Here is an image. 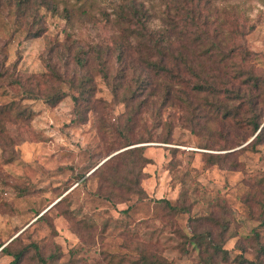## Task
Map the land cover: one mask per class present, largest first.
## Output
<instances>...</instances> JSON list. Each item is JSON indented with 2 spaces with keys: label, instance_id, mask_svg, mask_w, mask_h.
<instances>
[{
  "label": "rangeland",
  "instance_id": "rangeland-1",
  "mask_svg": "<svg viewBox=\"0 0 264 264\" xmlns=\"http://www.w3.org/2000/svg\"><path fill=\"white\" fill-rule=\"evenodd\" d=\"M130 4L144 26L127 20ZM123 6L125 18L117 14ZM177 36L175 45L166 40ZM122 44L129 45L123 53ZM237 46L252 52L256 59L246 62L262 73L264 0H0V241L16 238L13 250L35 241L48 264H119L122 257L128 264L141 244L173 264H206L185 236L211 230L219 238L225 227L229 264L239 256L264 263V142L250 147L255 133L248 135L242 114L233 126L220 118L215 107L224 95L192 96L183 85L164 94L174 82L153 77L141 61L163 49L174 60L179 47L183 61L209 75L229 50L234 69ZM142 78L152 83L146 90ZM52 89L65 94L54 105L29 97ZM258 106L264 119V103ZM135 146L148 160L144 194L96 195L91 169ZM223 153L224 164L208 156ZM82 173L88 180L77 179ZM160 198L187 209L167 215ZM206 215L219 223L197 220ZM11 260L0 253V264ZM24 264L40 261L35 255Z\"/></svg>",
  "mask_w": 264,
  "mask_h": 264
},
{
  "label": "trees",
  "instance_id": "trees-1",
  "mask_svg": "<svg viewBox=\"0 0 264 264\" xmlns=\"http://www.w3.org/2000/svg\"><path fill=\"white\" fill-rule=\"evenodd\" d=\"M83 4H81L82 6ZM130 10L132 17L127 19L130 20L133 18L135 20V24L143 23L144 26L145 21L141 19V14H138V9L130 4ZM128 6H123L119 8L117 12L118 16L123 15L128 12ZM64 17L69 18L70 14L68 8H64ZM121 17V19H123ZM140 27V25H139ZM122 30L120 32V36L122 39L125 37H129L128 27H120ZM131 31H136L137 29L130 28ZM126 32V33H125ZM136 33V32H134ZM164 30L160 31L162 36L164 35ZM151 36L152 34H157L155 31L148 30L145 28V35ZM179 36L176 39L171 40V38L167 37V41L170 44L175 45V42L178 41ZM158 40V39H157ZM129 40H127L128 42ZM158 42V41H156ZM162 43V42H161ZM129 44V43H128ZM173 45V46H174ZM123 44L120 46L122 47ZM125 48H120L123 53L124 50L127 49L128 46H123ZM180 47V46H179ZM176 47V56L173 60L167 57V53L163 50H156L157 54H147L142 58V63L147 71L154 77L157 75H167L170 77V81L174 82L173 84H167L164 88V94L170 93L172 88L178 85H183L184 92L185 88L188 89V92L192 96H203L205 98L208 97H217L220 95H224L226 102L224 104L217 103L215 107L216 113H220V118L224 119L225 122H230L232 126L237 122L240 114L245 116V120L248 121V125L250 126V132L248 135L255 133L252 141L250 142V147L252 149H257L256 144H260L264 142V119L261 118V112L259 111V103H264V70L262 73L258 71L256 66L247 63L248 60L256 59L253 57L252 52L243 49L241 46H237V48H233L237 53L240 54L239 60L240 62L236 63V66L232 70L230 67V59L231 55H233L230 50L227 53H222L219 56V59H225L226 61L222 64V66L215 67L210 69L209 75L203 74V72L199 71L197 74L195 72V68L190 65L187 61H183L182 50L181 48ZM219 48V47H218ZM217 48V49H218ZM137 55L141 56L142 54L137 51ZM247 61V62H246ZM76 63L80 66H83L85 61L80 56L76 57ZM171 64L172 66H169ZM104 70V69H103ZM105 74V73H104ZM3 73L0 72V76ZM106 75V74H105ZM193 77L191 81L185 83L184 78L186 76ZM124 76V74H123ZM196 77V78H194ZM20 85L23 80L15 79ZM28 80V77H26ZM142 90H146L147 87L152 84L150 81L142 78ZM169 81V82H170ZM26 94L31 93V90H25ZM46 94L43 96H38L36 93H31L33 98L41 97L44 101L51 103L52 105L56 104L61 100V98L65 95L61 90H49L46 91ZM208 96V97H207ZM75 98V102L78 103ZM242 106H245L246 109L241 111ZM77 113H81L80 108L77 107ZM130 143L124 144L122 146H127ZM141 146H135L126 148L122 151L117 152L116 154L108 157L103 162L97 164L93 167L90 172V175H98V188L95 191V194L105 198L108 201H112L114 198L117 199H127L125 198V193L137 194V196L141 197L144 194V190L140 186V172L142 171V166L148 162L147 158L143 155ZM231 152V151H229ZM209 158L214 162L227 163V154H209ZM235 163V162H233ZM232 166L237 165L229 164ZM90 167V168H91ZM85 173H82L77 176V179L82 178V181L88 180V177L85 176ZM105 186L107 187V191L105 194L101 192V188ZM121 201V200H120ZM156 202L161 204V206L166 210V214L170 216H176L180 212L185 211L187 208L185 206L179 207L178 205H171V203L165 199L160 198L156 199ZM128 208L123 211H127ZM42 216V215H41ZM39 216V217H41ZM206 221L219 223L218 220L211 215L203 216ZM225 227H223L219 232V238H216L211 230H202L199 232H192L190 235H186L185 238L187 240L188 245L200 256V260L206 264H229V255L227 249L223 248L221 236ZM16 238H13L7 244H3L0 241V253L3 255H9L12 257V264H24L26 260H35V255L40 261V264H48V259L45 258L40 250L39 246L35 241L29 242L28 244L22 246L19 250H13L10 246L11 243L15 242ZM138 257L137 258H129L130 262L128 264H173L171 261H167L164 258L158 256L155 251H152L148 246L141 244L138 246ZM186 249V248H184ZM261 252H264V246L260 248ZM54 255L51 256V259ZM238 264H244L250 260H245L242 256H239ZM125 257L119 259V264H124ZM252 262H248L251 264ZM256 264H264L262 262H257Z\"/></svg>",
  "mask_w": 264,
  "mask_h": 264
}]
</instances>
